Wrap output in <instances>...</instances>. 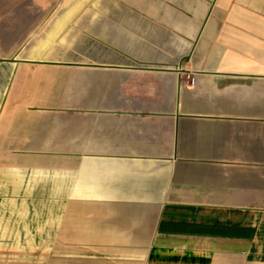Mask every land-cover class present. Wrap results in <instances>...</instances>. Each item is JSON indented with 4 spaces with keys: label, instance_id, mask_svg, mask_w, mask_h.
Here are the masks:
<instances>
[{
    "label": "crops",
    "instance_id": "0c3cea01",
    "mask_svg": "<svg viewBox=\"0 0 264 264\" xmlns=\"http://www.w3.org/2000/svg\"><path fill=\"white\" fill-rule=\"evenodd\" d=\"M0 264H264V0H0Z\"/></svg>",
    "mask_w": 264,
    "mask_h": 264
},
{
    "label": "built area",
    "instance_id": "2783aa9c",
    "mask_svg": "<svg viewBox=\"0 0 264 264\" xmlns=\"http://www.w3.org/2000/svg\"><path fill=\"white\" fill-rule=\"evenodd\" d=\"M189 81H190V83H194L195 82V78L194 77L192 78V77L189 76Z\"/></svg>",
    "mask_w": 264,
    "mask_h": 264
}]
</instances>
